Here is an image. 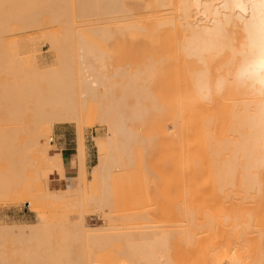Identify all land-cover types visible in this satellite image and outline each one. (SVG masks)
Here are the masks:
<instances>
[{
  "label": "bare ground",
  "instance_id": "obj_1",
  "mask_svg": "<svg viewBox=\"0 0 264 264\" xmlns=\"http://www.w3.org/2000/svg\"><path fill=\"white\" fill-rule=\"evenodd\" d=\"M5 3L7 8L3 24L7 33L13 32L15 28L24 30L43 24L54 26L56 32L52 34V38L54 46L59 51V67L56 71L40 72V75H38L35 64H31V71H27L37 75H34L31 79L24 72V69L17 65L18 63L16 67H19L21 71L18 69V72H13L14 70L12 71L9 67V71L7 70L9 74H12V72L14 74H19V72L20 74H26L21 77L26 76L27 80L30 78L33 80V84L34 79H37L35 81L37 85L32 87V92H30L31 87L29 86L30 83L31 86L33 84L30 80L26 81L30 82L29 84L25 82L26 79L21 80L19 86L17 82L12 85V80L9 79L11 81L7 83L8 86L6 85L4 89L3 101L6 99L5 102H10H7L10 105H7L8 107L17 106L19 101L26 103V101L21 100V96H15L13 92L15 90L29 97L33 95L35 99L34 102L32 101L34 103L32 109L35 111L36 120L38 117V125L36 129L34 127L31 144L37 151L45 155L44 159L45 157L46 160L49 158L51 161L52 159H60L59 165H55V160L53 161L54 164L52 163L54 165L52 168L55 169L57 175L60 174L58 178L54 179V176H57L54 169L47 168L50 176L51 172L55 175L52 174L51 178L48 174L46 175L47 169L45 168L46 170L42 172L43 176H39L40 181L36 186L32 184V187L28 183L27 188L25 185L23 186L24 191L34 200L36 206L43 204L60 205L63 202V196L66 194L63 193V188L60 190L59 187H52L53 179L57 181L62 178V173L59 170L64 166V163H61V161H64L63 150L54 145H47L44 139H49L50 142L55 123L76 122V124H79L81 114L78 106H80L81 100L79 103L77 102L79 100L78 96L76 98L77 92L75 93V91L80 90L79 94L81 96L79 97H82V101L83 99L86 100L85 97L99 101L100 106L98 107H100L101 119L108 125V131L111 135H115L119 139L127 137V141L129 140L128 137L133 138L134 136L136 139L140 135L142 140L140 139V141H137L139 143H134V145L145 142L143 138H147L150 144L154 141L157 145V139L163 137L162 140H165L168 149L170 145L177 147L172 150V146H170L172 153H170L171 155L168 154L172 158L175 153H178L175 154L177 156V159L175 156V160L177 161L172 160L176 167L173 165L168 166L170 164L168 161L171 160L168 155H166V158L164 156V159L162 155L159 160L160 162L165 161L163 167L168 169L167 172L164 171L165 176L163 178L169 174L166 177V184H164H171V188L177 189V195L175 191H169L168 189L167 192H171L170 194H173V197L165 199L167 202L177 196L178 202L171 200L172 202L175 201L176 205H173L175 202L171 203L169 201L165 207L168 208L169 206L170 209H173V206L176 207V209L171 210L177 211V215L175 212H172V215L178 217V223L174 221L179 228L176 226L177 228L172 230L170 226L172 234L169 229L165 228L167 229L165 231H169V233L163 230L166 234H162L164 232L160 233L162 237L164 236L159 239L160 241L157 239L160 235L152 232L153 229L150 230L151 232L145 231L146 229L143 231V227L138 233L131 228L133 232L130 233L127 231L116 234L112 231L103 233L105 232L104 229L112 230L116 227L90 228L85 222V217L80 213L79 219L69 221L71 222L69 224H72L70 225L71 230L69 226L65 227L69 229V232L64 233L65 228L62 230L65 224H62L60 232L63 231L64 234H62L63 236L66 235L65 238L73 235V239L75 237L74 241H78L79 236L80 239L86 237L85 239L90 242L87 245L91 248L88 247L84 251L79 248L78 251L74 252L73 247V249L70 248L71 251L65 249L67 245L69 246L66 242L64 245L60 243V251L57 253V251L53 252L55 250L51 247L53 244L49 245L50 223L42 222L41 225L38 223L39 226L29 224L31 227L28 224L24 226L0 225V264L9 263L5 253L4 237L8 234L11 235L14 229L17 232H22L26 228L28 231L30 230V233L27 232L30 235L22 233L32 238L27 237L30 241L34 239L33 242L36 245L38 244L37 247L42 248V253L35 254L36 251L35 253H32L33 251L26 254L21 253L24 258L18 256L20 261L18 260L16 264H58L60 261L66 262V264H91L92 258L95 257L96 260L94 259V261L99 262V264H264V68H261V63L264 61V0H5ZM104 23H113L116 29L107 31V28L103 26ZM99 26L105 29H101ZM10 28L11 30L14 28V30L10 31ZM114 34L121 39L129 38L134 42V56H139L145 49L142 44L147 43L146 47L151 49L152 57L138 63L127 74L119 71L117 67L115 73L117 80L111 81V84L107 85L108 88L101 86L103 90H100L99 85L101 83L99 81L101 80L100 82L105 84L107 80L104 81L105 77H101L97 70L94 71L93 68L96 69L97 65H91L92 68L90 63L93 61L102 65L105 57L98 51L96 42L108 40ZM8 56H10V53ZM12 56L15 55L12 54ZM8 58L12 59L7 60V65H12L15 69L16 67L13 65L17 62L15 61L16 57ZM13 60L15 63H13ZM75 80H77L76 86L78 84L79 90L75 89L77 88L74 86ZM25 85H29V89ZM18 86L19 88L16 89L15 87ZM21 87L23 91H21ZM27 89L31 95L28 92L25 93ZM12 97L19 98L16 99L17 104L14 101L15 99L14 102L9 100ZM11 109L16 110V107ZM14 110L13 112H15ZM6 139L9 142L10 136L7 135ZM130 140L128 148L132 144V140ZM6 141L3 142L6 143L5 146H7ZM166 141H169V143L174 142L176 145H173V143L169 145ZM78 142L80 143H78L80 150L76 146L77 151L79 150V154L76 155L79 156L80 160L77 163L79 168L74 174L76 187L74 189L83 188L85 181L83 167L84 143L81 139ZM118 144L116 147V144L114 145V149L117 152H126L127 144L123 141ZM150 144L149 146L152 145ZM165 144L163 145L165 146ZM134 145L132 144V147H135ZM145 147L142 151L143 154H146L144 153ZM128 150L132 152V149ZM141 150H143L141 147L137 150L140 156L142 154ZM173 151L178 152L173 154ZM41 154L39 155L43 158ZM143 154L141 157L144 156ZM147 154L150 155V153ZM120 155L122 153L118 156L120 157ZM143 158L140 159L136 169H139V173L136 172L137 181L133 180L134 185L137 182L139 184L140 179L138 178L141 175H138L143 174L140 170L144 169V166H147L144 173L147 174L148 179V176L154 171L151 168L149 169V165ZM113 159L108 160L106 154L100 158L98 168L95 171V179L101 184L106 180L112 165L117 160V158ZM142 160L145 162L144 166ZM61 164L63 165L59 169L57 166ZM140 165L142 168H139ZM163 167H161L162 172ZM168 167H171V169ZM172 168L176 169V171L173 170L174 174H172ZM153 174L157 175V171ZM44 176L46 180L47 177L50 180L46 181L43 178ZM133 176L135 175L133 174ZM168 177L172 180L174 178L172 183L169 181L170 184H167ZM8 179L9 177L6 180L4 179L5 182L14 183L13 180L9 179L11 181H8ZM175 179H177V183H175ZM155 182L151 183L156 186ZM45 183L47 186L49 185L50 189L45 187L49 190L44 188ZM149 183L146 186L152 188L153 186ZM1 184L3 185L0 186V198L14 199L19 196V192L13 190L12 185L6 186L7 184L3 182ZM138 184L135 185V191L139 188ZM172 184H176L177 187ZM15 186L14 183L13 187ZM102 187L104 191V185ZM165 187L168 188V186ZM153 190L155 191V189ZM105 193H102L101 200H99L101 195L99 197L97 195L95 200L98 199L95 202L93 199L91 201L98 206L108 205L110 203L107 200L109 194H106L108 197H105ZM147 193L149 192L147 191ZM155 193L157 194V191ZM168 195L165 197H168ZM20 196H22V193ZM140 196L139 198L143 201ZM22 197H24V192ZM134 199L133 206L134 203H137L136 200L138 201V199H135V201ZM97 202L101 204H97ZM141 203H144V201ZM80 205L82 204L80 203ZM115 205H113V208L116 207L117 209ZM106 207L111 208L112 205L103 208ZM135 207L137 208L136 204ZM149 210L147 209V211ZM168 210H165V212L170 220L172 215L168 214L170 213ZM158 212L161 213V210L156 213ZM129 213H133L132 210ZM122 214L126 213L123 212ZM145 216L147 217V214ZM153 216H156V214ZM114 217L112 218L114 219ZM132 217L134 218V216ZM140 217L143 216H139L138 219L136 216L134 219L137 222L143 220L139 219ZM122 219L123 217H121ZM134 219L128 221L135 223L136 220ZM147 219H150V215ZM115 220L117 219L115 218ZM55 223L59 224L51 222L52 226L56 225ZM169 224L172 225V223ZM173 224L175 226V223ZM59 225L57 226L60 228ZM143 225L146 226L145 223H142L141 226ZM54 227L53 230L57 229L56 226ZM154 234H156V237H154ZM19 236L21 235L19 234ZM16 237L17 240L20 238ZM72 237L71 240L73 241ZM115 237L117 240L114 239ZM150 238H152L151 242H148ZM111 239L119 242L120 246L116 247L118 248L117 251L115 246L113 247L114 250H112L113 248L108 249L107 244L114 242ZM138 239H147V242H143L147 246L138 243ZM153 239H157L158 242H154ZM169 239H173L172 243ZM27 241L25 240V244ZM73 244L75 243L72 242ZM19 245L23 247L24 244ZM104 246H107L108 252ZM103 248L106 253H102L104 251L100 252ZM38 250L40 249L38 248ZM113 251H115L114 254L111 253ZM71 252L76 256L74 257ZM18 253H20L19 249ZM15 256L16 254H14V258Z\"/></svg>",
  "mask_w": 264,
  "mask_h": 264
},
{
  "label": "rangeland",
  "instance_id": "obj_2",
  "mask_svg": "<svg viewBox=\"0 0 264 264\" xmlns=\"http://www.w3.org/2000/svg\"><path fill=\"white\" fill-rule=\"evenodd\" d=\"M70 7H71V5H70ZM6 8H7V5L5 3V0H0V180H1L0 182L1 183L2 182L6 183L7 184L6 186H9L10 183L9 182L8 183L5 182L7 177H9V179L13 180L14 183L16 184L17 187L16 186L13 187L14 183L13 184L11 183L10 185H12L13 190H16L17 192H19V196L14 198L16 201L14 199H8V197H7L8 200L4 199V198H0V225H5L6 224L8 226H10V225H20V226L23 225L24 226V225L28 224V226H29V224H31L32 226H34V225L39 226L38 223H40V225H41L42 222L43 223L46 222V224L50 223L49 225L51 227V231H53V232L50 231V234H49V238L51 239V240L49 239V241H50L49 245L51 246L53 244L51 246V247H53V249H55L53 252L57 251V253H58V251H60V247H59L60 243H61V245H64L66 242H67L66 244H69L70 247L67 245V247L65 249H67V250L69 249L70 250V248L71 249L74 248V250H73L74 252L78 251L79 248H80V250L83 249V251L88 249V247L91 248V246L87 245V244H90V242L87 241V239H85L86 237L80 239V236L77 235V236H79V238H77L78 241H74L75 237L73 239V237H72L73 235H69L67 237V238L70 239V241H69V239L65 240V239H67V238L64 237L66 235L63 236L64 233L69 232L68 230L70 228H72V227H70V225H72V224H69V223H71L69 221L77 220V219L80 218L81 215H83L85 217V222L88 224V227H90V228H92V227H100V228L104 227L105 228V227H109V226L118 228V229L112 228V230L111 229L110 230L107 229L108 231L106 229H104L105 232L102 231L103 233H106V232H109V231L110 232L112 231L114 234H116L118 232H122V231L124 233H125V231L130 233V232H133L135 230L138 233L139 231H141L140 229H142V227H143V231H144V229H146L145 231L151 232L150 230L153 229L152 232L156 233L157 235H160V233L164 232L167 229H169V231L171 232V230H170L171 227H172V230H173V228H177V227L179 228V226L176 224V222L178 221L177 220L178 217L175 216V215H174L175 216L174 217L172 215L174 212L175 213L177 212V211H172V210L176 209V207L174 208V206H173V209L171 208L172 210L170 209L169 206H168V208L165 207V206H167V203L169 201L175 200V201L178 202V200L176 199L177 198V196H176V197L171 198V200L166 202L165 198L170 199V197H173L172 196L173 194L172 195L170 194L171 192L170 193L167 192L168 189H169V191H172V190L175 191L176 195H177V189L174 190L170 186L171 185L170 183L173 182L174 178L172 180V179H170L168 177L170 180L167 179V184H170V185H165L166 184L165 183L166 177L169 176V174L168 175L166 174L167 176L165 178H163L165 176V174H164L165 172L164 171L166 170V172H167L168 169H166L167 167H163L165 161H162L164 159V156L166 158V155L172 153V150H175L177 148L175 146L170 145L171 143H173V145L175 143L174 142L169 143V141L168 142L166 141V143H169V145L172 146V150H171L170 146H169V149L166 147L168 145L165 144V142H164L165 140L164 141L162 140L163 137H162V139H159L161 137H159L157 139V145H156V142H154V141H152V143H151L152 145H151L150 142L147 141V138L146 139L143 138L145 140V142L143 141L144 144H142L143 142H141L140 144L134 145V143L135 144L139 143L137 141H140V139H141L140 135H138V137L137 136H135V137H137L139 139H137V138L135 139L134 136H133V138L132 137H128L129 140H130V138H131L132 141L135 140L134 142H132L131 140L130 141L136 147V148L132 147V144H130V148H128L129 147L128 146L129 145V140L127 141V139H126L127 137L125 139H124V137H122L124 139L123 140V139H119L117 136L111 135L109 133L110 131H108V128H109L108 125L106 124L105 121H102V119H101L102 117H101V114H100V109H99L100 107H98V106H100L99 101L97 102V99L95 100L93 98L87 99L86 97H85L86 100L84 101V99H83V101H82V97H79L81 95L79 94L80 90L78 88L79 87L78 84L76 86V81L77 80H75L74 86L77 87V88H75L76 90H79V91H75V93L77 92L76 93V98L78 96V100H79L77 102L79 103L80 100H81V102L79 103L80 106H78L79 104L77 106L80 109L79 110L80 114H81L80 116L82 117V118L80 117L81 120H79V124L78 123L76 124V122H74V123H55V125L53 126V129H52V133H51L52 139L50 140V142H49V139L48 140L44 139V142L47 145H54L55 147L61 148L60 147L61 145L58 143V140H57L58 134L59 133L60 134L69 133L75 140L74 141L75 147L78 146V148H79V144L80 143L78 141H80V139H81V141L84 143V148H83V167H84L85 181L83 183V188L81 187L79 189V187H78V189H74V188H76L75 187V181H74L75 179H74V177H70L71 176L70 174H72V171L67 169L66 163L64 164L63 167H62L63 164H61L60 166H57V167H59V169H60V167H62V169L59 170L62 173V176H61L62 178L60 180L58 179L57 181L54 180L55 178H58L60 176V174H58L59 175L58 176L57 173L55 172V169L52 168V167H54V165H53L54 163H56L55 165H59L60 159L59 160L58 159H54L55 161L53 159L51 161V160H49V158H48V160H46V157L44 159L45 155H43L39 151H37L36 148H34V146H32V144H31V142L33 141V137L32 136L34 135V131L33 130H35L36 126L38 125V117H37V120H36V117H35L36 115L34 113L35 111L32 109V106L34 105L33 102H34L35 98L30 93V92L33 91L32 87H35L37 85L35 83V81H37V79H34L35 80L34 84L32 82L33 80H31V79H32V77L34 75L35 76H37V75L35 73H31L30 69L32 67L31 64H35V66L37 68V71H38V73H37L38 75H40L39 74L40 72L56 71L58 69V67H59V51L54 46V40L52 38V34H54L56 32V30H55L54 26L43 24V25H39V26L34 27V28L33 27L32 28L31 27L30 28L26 27L27 29H24V30L23 29L22 30H18L16 28L14 30V28H13L12 29V30H14L13 32H8L7 33L6 30H5L4 24H3V21L5 19V15L4 14H5ZM99 17H101V16H99ZM95 18H97V17H95ZM104 24H103V26L105 28H107V31L108 30L112 31V30L116 29L115 26L113 25V23H107V24H105L106 26ZM99 27H101V29L104 28V27L102 28V26H99ZM9 30L12 31L11 28ZM76 33H77V31H76ZM8 41H9V43H8ZM96 43H97L96 47H97L98 51L104 55L103 57H105L104 58L105 61H103V63L101 62L102 65H99L98 64L99 62L94 63L92 61L91 63H93V64L90 63V66L91 65L92 66H94V65L96 66L97 65L96 69H95V67L94 68L92 66L91 67L94 69V71L97 70L98 72L97 71L96 72L99 73L101 77L102 76L105 77V80L103 79L104 78L103 77L102 81L103 80L104 81L107 80L106 81L107 83L105 82V84H104V82H100L101 81L100 80L99 83H101V84L99 85V87L104 86L103 88H108V86L111 84V81L117 80V77L115 76V73L117 71L116 70L117 67H118L119 71H121L124 74H127V73L130 72V69L131 68H135V66L138 63H142V62L146 61L147 58L152 57L151 49H149V47H146L148 45L147 43L142 44L145 47V49L140 53V55L139 56H134L133 55L134 54L133 53L134 42H132L129 38L128 39H121L116 34L111 36L110 39H108V40H101L100 42H96ZM11 44H13V45L11 46ZM8 46H9V48H8ZM8 49H10V50H8ZM7 50L10 51L9 52L10 56H8V57H16L15 61H17V62L15 63L14 60H13V63H15L13 66L16 67L17 65H20V67H22V69H24V72H26V74L31 78L30 79L27 76L28 80H30V82H32L33 86H31V83L29 82L30 86L29 85L28 86L31 87V91L29 90L30 92H28L29 88H28V86L25 85L26 88H28L25 93L26 94H27V92H28V94L30 93V95L33 97V100L31 99L32 98L31 96L29 97L27 95L29 97L28 98L25 94L23 95V93L18 92V91L15 90V88L16 89L19 88V86H20V84L22 82L21 80H23V79L25 80L26 79L25 78L26 76H24L23 78L21 76L26 75V74H23V73L20 74V72H19V74H17V73L14 74L13 73V72H18L19 67H16L17 68V70H16V68L13 69L12 65H9V64L7 65V60L8 59H12V58H8L7 57V55H9ZM12 54L15 55V56H12ZM9 63L12 64L11 62H9ZM8 67L10 69H12V71L14 70L12 72L13 75L7 73ZM19 70L21 71V69H19ZM27 70H30V71L28 72ZM10 72H11V70H10ZM30 73L33 74V75H31ZM101 77H99V78H101ZM106 77H107V79H106ZM18 78H20V79H18ZM37 78L39 79V77H37ZM9 79L12 80V82H11L12 85L16 84L15 82H17L19 84L18 87L13 88L16 91V92L13 91L15 93V96H18V97L21 96L22 97L21 100H24L27 103L26 104L23 101H19V103L21 102V104L19 105V103L16 100V99H19L18 97H16V99L13 98V97L11 99L9 98L10 101L12 100V102L15 101L16 104L18 103L17 106H15V103H14V106L16 107V110H14V109L13 110L15 112H13L12 109H11L12 111L10 110V108H15V107H13V106L12 107H8V106H10L9 105L10 102L9 101L5 102V100H6L5 98L6 97L4 98L5 100L3 101L4 89H5L6 85H7V83L9 81H11ZM76 79H78V78H76ZM28 80L26 79L25 82L28 81ZM38 82H39V80H38ZM26 83L29 84L28 82H26ZM12 87H14V86H12ZM99 89L103 90L102 87L99 88ZM100 90H98V91H100ZM21 91H23L22 87H21ZM17 92H18V95H17ZM23 96H25V98H23ZM7 102H9V103H7ZM12 102H11V104H12ZM10 111H11V113H10ZM34 127H35V129H34ZM7 135L10 136L9 142L6 141L7 140L6 139ZM142 135H144V134L142 133ZM79 137H81V138H79ZM4 141L7 142V146H5L6 143H3ZM122 141L125 144H127L126 145L127 147H126V150H125L127 152V154H125L126 152H124V153L123 152H117V150L114 149V145L116 144L115 145V147H116L117 144L120 143V142L122 143ZM8 144H10V145L8 146ZM149 144L151 146H149ZM163 144H165V146ZM142 145H143V147H142ZM147 145H148V147H147ZM140 147L143 149V150H141V152L144 151V147H145V152L144 153H146V154H143V152H142V154L144 155L143 157H145V158L141 157L142 154L140 156L139 151H137L138 148H140ZM150 147H151V149H150ZM173 147H175V148L173 149ZM78 148L76 147L75 158L73 160V166H74L73 168H75V171H77V168H79L77 163H78V160H80V159H79V156L76 155L78 153V151L80 150V148H79V150L77 151ZM127 148L128 149H132V152H131V150H128ZM135 149H137V150L135 151ZM160 149H162V150H160ZM168 150H169V152H168ZM175 152H178V151H173V154ZM121 153H122V155H120V157H121V159H120V157L118 155L121 154ZM147 153H150V155L147 154ZM151 153L154 154V155L152 156ZM39 154L43 155V158ZM105 154L108 156V160L113 159V158H117L118 161L117 160H115L116 162L114 161L115 164L112 165L111 170L108 173L106 180L103 181L102 184L105 187V190L103 191L102 190L103 189V187H102L103 185L99 181H97L95 179V175H96L95 171L98 168V164L100 162L101 156H103ZM123 154H125V155H123ZM175 154H178V153H175ZM175 154H174V156H172V158L170 156L171 154L168 155V156H170V159H171L170 161H168V162H170V164L168 166H171V165L175 166L176 165L172 161V160H175V156H176ZM126 155H129V156L126 157ZM162 155H163V157H162L163 159L161 158L162 162H160L159 159H160V157ZM77 157H78V159H77ZM173 157H174V159H173ZM139 158L140 159L143 158V160H146L147 165H149L148 166L149 169L151 168V170L152 171L154 170V171L148 176L149 177V179H148L147 178V174L144 173L145 167H147V166H144L145 162L142 160V162H144L143 163L144 169L141 167V165L139 166V168H142L140 171L143 172V174L140 173L138 175V176L141 175L140 178H138V179H140V182H139V184L137 182L135 185L138 184L139 188H137L138 190L135 191L136 187H135V185L133 183L134 182L133 180L135 179V182L137 181L136 180L137 179L136 178V174H137L136 172L138 171V173H139V169L138 170H136V169H137L139 161H140ZM125 159H126L127 163L125 162ZM130 159H131V161H130ZM137 159H139V160H137ZM176 159H177V156H176ZM168 160H169V158H168ZM53 161H54V163H53ZM171 161L173 162V164H172ZM176 161L177 160H175V162ZM64 162H65V160L63 162L61 161V163H64ZM133 163H135V164H133ZM124 164H126V165H124ZM165 165L167 166V163ZM161 167H163V172L161 170ZM45 168L46 169L48 168L50 170L54 169V173H56V175H57V176H54V179L52 180L53 181L52 187H59L60 190L63 188V193L67 194V195L65 194V196H63V199H62L63 202H61L60 205L57 204L58 206L57 205H46V204L45 205L43 204L41 206H38V205L36 206V204L34 203V200L24 191L25 188L23 186L25 185V187L27 188V184L28 183H30L31 186H32V184L36 186V184L40 181L39 176H43L42 172L46 170ZM48 169L46 171L47 173L46 172L45 173H46V175L48 174L50 176V172H48ZM56 169L58 170V168H56ZM149 169H147V170H149ZM169 169H171V167ZM174 169L175 168H172V172H173L172 174L175 173L173 171ZM132 170H134V171H132ZM59 171H57V172L60 173ZM156 171H157V175L158 176L156 174H153ZM175 171H176V169H175ZM145 172H147V171H145ZM149 172H151V171L149 170ZM51 173L53 174V172H51ZM52 174H51V176H52ZM133 174L135 176H133ZM53 175H55V174H53ZM51 176H50V178H51ZM170 177H172V176H170ZM43 178H45V180H46L45 176ZM50 178L47 177V180L48 179L50 180ZM152 178L155 179V180H153ZM9 179H8V181H11ZM163 179H165V180H163ZM146 180H149V181H146ZM58 181H59V183H58ZM153 181L154 182L156 181L155 182L156 186H155V184H152ZM169 181H170V183H169ZM175 181H176L175 183H177V179H175ZM130 182H131L132 185L130 184ZM149 182L150 183L152 182L151 185L153 187L154 186L155 187L153 188L151 186L152 188H150V186L149 187L146 186V184L149 183ZM1 183H0V186L3 185ZM150 183H149V185H150ZM172 185H176V184H172ZM48 186L45 183L44 188L48 187ZM65 186H66V188H65ZM165 186H168V188H166ZM176 187H177V185H176ZM14 188H16V189H14ZM48 188H45V189H48ZM149 188L152 189V190H150ZM160 188H161L162 191L160 190ZM153 189H155V191ZM140 190H142V191H140ZM105 191H106V193H105ZM129 191L130 192L133 191V192L130 194ZM147 191L149 193H147ZM156 191H157V194L155 193ZM20 192L22 193V196H23V192H24V197L20 196L21 195ZM101 192L103 194L105 193V197H108L107 195L109 194V197L107 198V200H109L110 203L108 201L109 204L105 205V206H111L112 205L111 208H109V207L103 208L105 206L99 205L100 208H101L100 209L99 206L96 205V203H94L98 199L97 198L95 200L97 195H98L97 197H99L101 195V198H99V200L102 199L103 194ZM158 192H160V194H158ZM175 192H172V193H175ZM141 193L144 194V196H142ZM168 193L171 196H169ZM146 194H148V195H146ZM131 195H132V197H131ZM137 195H139V196L141 195L140 197L143 198V201H144L145 204L141 203L143 201ZM160 195H162V196H160ZM164 195L165 196L168 195V197H165ZM150 196H153V197H150ZM135 197H137V198H135ZM129 198H130V202H129ZM131 198H132V200H131ZM134 198L135 199L139 198L140 200L138 199L139 202L136 200L137 203H134V206H133L132 202H133ZM91 199H93L94 202H92ZM123 199H124V201H123ZM135 199H134V201H135ZM150 199H151V201H150ZM99 200H98V202H100ZM111 200H112V202H111ZM119 200H122V201H119ZM156 200H160V201H156ZM116 201H118V202H116ZM148 201H150V202H148ZM175 201H173V202L171 201V203H174ZM98 202H97V204H101V203H98ZM119 202H120V204H119ZM80 203L82 205H80ZM115 203H116V205H115ZM161 203H162V205H161ZM135 204H136L137 208L135 207ZM137 204L141 205L142 207L141 206L139 207ZM113 205L117 206V209H116L115 206H114L115 208H113ZM156 205L158 207L159 206L160 207L156 208L157 207ZM173 205H176V202ZM79 206H80V208H79ZM149 206H150V208H149ZM154 206H156V207H154ZM62 207H64L65 209H63ZM161 207H163V208H161ZM135 208H136V210H135ZM146 208L148 210L149 209L150 210L147 211ZM142 209H143V211H142ZM154 209H155V211H154ZM164 209L165 210L169 209L168 211L170 213H168V214L170 216L172 215L170 217V220L168 219L169 216L167 215V213L165 212ZM131 210H132L133 213H129V212H131ZM160 210H161V213L160 212L156 213L157 211H160ZM162 210H164V212L166 214L164 212H162ZM79 211H81V212H79ZM146 211H147V213H146ZM82 212H83V214H82ZM123 212L126 213V214H122ZM135 212H137V213H135ZM138 212H141V213L139 214ZM80 213H81V215L79 216ZM144 213L147 214V217H148V215H150V219H147V217L145 216ZM138 214H139V216H143L142 218L140 217L139 219H143V220L146 219L147 221L144 220V222H143V220H140L141 221L140 222L138 220V222H137V220L134 219V218L137 216V219H138V217H139ZM155 214H156V216H153ZM128 215H130V216H128ZM176 215H177V213H176ZM110 216H111V218H110ZM119 216H120V219H119ZM132 216H134V218ZM167 216H168V218H167ZM112 217H114V219ZM121 217H123L122 220H121ZM130 217H132V218H130ZM153 217H154V221H153ZM155 217L157 218V220H156ZM115 218L117 220H115ZM133 219L136 220L135 223L134 222L130 223ZM67 220H68V224H67ZM128 220H131V221H128ZM53 221L57 222V223H59L61 225L55 223L56 225L52 226L51 222L54 224ZM111 221H112V223H111ZM142 223L143 224L145 223L147 227L145 225L141 226ZM169 223H172V225H170ZM173 223H175V226H174ZM62 224H65L64 227H62V230H63V228L69 226V229L65 228V230H64L65 232L64 233H63V231L60 232ZM115 224H116V226H115ZM57 225H59L60 228ZM54 226H56L57 229L59 228L58 231H57V229L53 230L55 228ZM130 226H132L133 228L130 227ZM29 227H31V226H29ZM165 228H167V229H165ZM155 230H156V232H155ZM159 230L160 231L162 230V231L160 232ZM174 230L176 231L177 229H174ZM18 231H21V230H18ZM29 231L26 228L25 231L23 230L22 232H24L25 234H29L30 233ZM169 231H165V232L169 233ZM16 232H17V230L14 229L13 233H16ZM22 232H17L15 234L16 236H18V238L19 237L21 238V239L19 238L18 240H17V237L13 233H11V235L14 236V237H12L10 234H8L7 236L4 237L5 238L4 239V241H5L4 244H5V251L6 252L4 250L3 251L6 253V256L8 257V262L10 264L11 263L12 264L13 263L16 264L18 262V260L20 261L18 256H22L21 253L22 254L31 253V251H33L32 253H35V251H36L35 254H38V252L42 253V251H41L42 248L37 247L38 244L36 245V243L33 242L35 240L33 239V241L32 240L30 241L29 239H32V238H30L28 235L25 236V234L22 233ZM27 232H29V233H27ZM165 232L162 233V234H166ZM21 233L24 234L25 237L22 236ZM134 233H136V232H134ZM19 234L21 236H19ZM156 234H154V237H156L155 236ZM171 234H172V232H171ZM27 237H29V239H27ZM71 237H72L73 241L71 240ZM161 237L162 236L160 235V237H158L157 239L159 240ZM114 239H116V237ZM114 239H111V241H114L113 243L109 242L107 244L109 246L108 249H110V250L114 246H115V250L118 249V248H116L117 246L118 247L120 246L119 242L116 241L117 239L116 240H114ZM151 239L152 238H150V241H148L147 239L146 240L148 242H151ZM157 239L156 240L153 239L154 242H156V241L158 242ZM22 240H23V242H22ZM25 240L26 241L28 240L27 241L28 243L26 242V244H25ZM82 240L83 241L86 240L85 241L86 244H85V242L83 243ZM138 240L141 241V242L137 241L138 243H143V242L146 241L145 239L144 240L143 239H141V240L138 239ZM4 241L2 240V243ZM169 241H170V243H172L173 239H169ZM30 242H33V243H30ZM72 242L75 243V244H73L74 246L72 245ZM22 243L24 244V245H22L23 247H21L19 245V244H22ZM29 243L32 244V245H30ZM143 245L147 246V244H145V243H143L142 246ZM170 245L172 246L173 244H170ZM16 246H18V247H16ZM33 246H35L37 248H34ZM157 246H159V245H157ZM20 247H21V251H20ZM27 247H28V249H27ZM30 247H33V248L31 249ZM106 247H105V249H106ZM22 248L24 249L23 251H25V253H23ZM25 248L28 251H26ZM38 248L40 250H38ZM159 248H161V246H159ZM18 249H19L20 253H18ZM108 249H106V251ZM112 250H114V248ZM102 251H104V248L101 249L100 252H102ZM106 251H104L102 253H106ZM4 252H3V254L5 255ZM8 252H10V253H8ZM14 252H16V253H14ZM111 253L114 254L115 251H113ZM12 254H13V256H11ZM14 254H16L15 258H14ZM18 254H20V255H18ZM4 255H3V257H4ZM75 256H76V254L74 255V257ZM22 257L24 258V256H22ZM4 259H5V262L7 263L6 257ZM10 259H12V260L14 259V260L12 261ZM94 259L96 260V257L92 258L93 261H92L91 264H99V262L94 261ZM9 263H7V264H9ZM58 264H66V262L60 261Z\"/></svg>",
  "mask_w": 264,
  "mask_h": 264
},
{
  "label": "crops",
  "instance_id": "obj_3",
  "mask_svg": "<svg viewBox=\"0 0 264 264\" xmlns=\"http://www.w3.org/2000/svg\"><path fill=\"white\" fill-rule=\"evenodd\" d=\"M59 132V131H58ZM58 143L61 145V149L63 150V157H64V164L66 163L67 169L72 171V174H70V177H75V169L73 168V160L75 158V144H74V138L69 134H58L57 137ZM71 159V160H70ZM72 165V166H71Z\"/></svg>",
  "mask_w": 264,
  "mask_h": 264
},
{
  "label": "clouds",
  "instance_id": "obj_4",
  "mask_svg": "<svg viewBox=\"0 0 264 264\" xmlns=\"http://www.w3.org/2000/svg\"><path fill=\"white\" fill-rule=\"evenodd\" d=\"M261 68H264V61H262L261 63Z\"/></svg>",
  "mask_w": 264,
  "mask_h": 264
}]
</instances>
